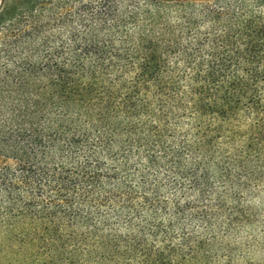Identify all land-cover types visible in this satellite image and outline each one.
<instances>
[{"label": "trees", "instance_id": "trees-1", "mask_svg": "<svg viewBox=\"0 0 264 264\" xmlns=\"http://www.w3.org/2000/svg\"><path fill=\"white\" fill-rule=\"evenodd\" d=\"M264 200V0H4L10 264H235Z\"/></svg>", "mask_w": 264, "mask_h": 264}, {"label": "rangeland", "instance_id": "rangeland-1", "mask_svg": "<svg viewBox=\"0 0 264 264\" xmlns=\"http://www.w3.org/2000/svg\"><path fill=\"white\" fill-rule=\"evenodd\" d=\"M209 1V0H204ZM211 1V0H210ZM4 0H0V8ZM262 197L254 195L250 201L253 205V251L246 252L243 258H237L235 264H264V200ZM2 246L7 247V241L0 233V249ZM10 252H0V264H10L15 262Z\"/></svg>", "mask_w": 264, "mask_h": 264}]
</instances>
